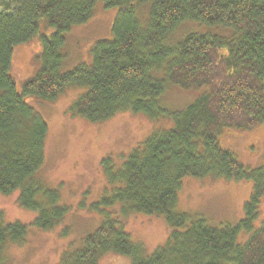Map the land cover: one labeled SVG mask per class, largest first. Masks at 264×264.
<instances>
[{"label":"trees","instance_id":"trees-1","mask_svg":"<svg viewBox=\"0 0 264 264\" xmlns=\"http://www.w3.org/2000/svg\"><path fill=\"white\" fill-rule=\"evenodd\" d=\"M98 0H0V193L18 190L17 204L36 213L31 225L50 230L66 207L36 173L44 161L47 126L29 103L50 101L65 89L85 87L71 109L91 123L118 113L158 114L157 98L167 84L205 92L172 114L173 126L151 133L115 167L101 160L108 186L102 208L119 205L123 216L142 213L161 218L171 229L164 243L144 255L117 217H108L58 264H98L116 253L129 264H264V221L252 231L264 195V168L249 169L223 147V129L251 130L264 123V0H101L116 7L112 38L91 47L90 65L60 72L58 50L71 27L85 23ZM148 5L146 21L137 9ZM233 30L188 34L173 46L165 38L180 23ZM52 28L49 35L40 32ZM38 36L40 67L18 84L15 56ZM163 78L152 75L161 68ZM184 177L251 182L243 217L236 225L211 226L200 216L176 211ZM102 212V210H100ZM28 226L4 222L0 214V253L25 242ZM248 233L244 242L240 233ZM245 235V234H242Z\"/></svg>","mask_w":264,"mask_h":264},{"label":"rangeland","instance_id":"rangeland-1","mask_svg":"<svg viewBox=\"0 0 264 264\" xmlns=\"http://www.w3.org/2000/svg\"><path fill=\"white\" fill-rule=\"evenodd\" d=\"M148 8L147 4L138 7L137 15L141 21H146ZM116 11V7H105L98 0L85 23L73 26L64 33L58 50L62 57L60 72L69 71L78 64L90 65L92 45L112 38L111 24ZM40 32L49 35L53 29L42 26ZM193 33L230 38L233 30L184 21L167 35L166 44L173 46ZM38 40V36L28 40L15 56L12 73L19 85L33 77L40 67ZM167 62L165 60L161 68L152 70V75L163 78ZM85 90V87H71L53 100H32L29 103V107L47 126L44 161L36 175L45 188L58 193L60 204L66 207V214L54 228L40 230L31 225L36 213L18 206V190L9 194L0 193L2 220L9 223L18 221L28 226L25 242L9 245L1 252L0 264H58L63 254L83 249L84 238L97 229L107 215L120 220L125 232L141 247L144 255L162 245L171 231L159 217L142 213L123 216L119 205L98 206L95 209L108 186L101 160L109 157L117 167L131 149L151 133L170 129L173 126L172 114L192 103L205 92V88L182 89L167 84L157 98L158 114L149 116L142 112H121L101 123L88 122L71 109L72 103ZM217 137L219 143L245 167L264 168V123L251 130L223 129ZM250 191L249 180L184 177L177 191L175 209L191 217L200 216L211 226L236 225L243 217V204L248 200ZM263 221L264 195L252 231ZM247 237L248 233L242 232L238 241L244 242ZM98 264H129V258L108 253L99 259Z\"/></svg>","mask_w":264,"mask_h":264}]
</instances>
